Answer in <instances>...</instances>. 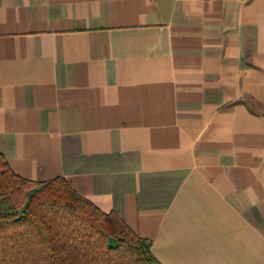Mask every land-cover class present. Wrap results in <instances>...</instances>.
<instances>
[{
    "label": "crops",
    "instance_id": "obj_1",
    "mask_svg": "<svg viewBox=\"0 0 264 264\" xmlns=\"http://www.w3.org/2000/svg\"><path fill=\"white\" fill-rule=\"evenodd\" d=\"M0 154L160 264H264V0H0Z\"/></svg>",
    "mask_w": 264,
    "mask_h": 264
},
{
    "label": "trees",
    "instance_id": "obj_2",
    "mask_svg": "<svg viewBox=\"0 0 264 264\" xmlns=\"http://www.w3.org/2000/svg\"><path fill=\"white\" fill-rule=\"evenodd\" d=\"M0 264H160L150 242L67 181L23 179L0 154ZM2 205V204H1Z\"/></svg>",
    "mask_w": 264,
    "mask_h": 264
},
{
    "label": "rangeland",
    "instance_id": "obj_3",
    "mask_svg": "<svg viewBox=\"0 0 264 264\" xmlns=\"http://www.w3.org/2000/svg\"><path fill=\"white\" fill-rule=\"evenodd\" d=\"M9 205L10 204L6 203V202L5 203H2V202L0 203V206H1L2 210L5 211V212L9 210V208H8Z\"/></svg>",
    "mask_w": 264,
    "mask_h": 264
}]
</instances>
